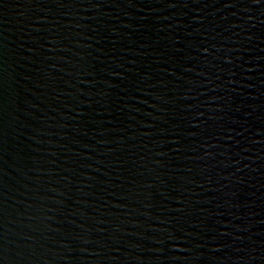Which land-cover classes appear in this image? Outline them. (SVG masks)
<instances>
[{"label": "water", "instance_id": "obj_1", "mask_svg": "<svg viewBox=\"0 0 264 264\" xmlns=\"http://www.w3.org/2000/svg\"><path fill=\"white\" fill-rule=\"evenodd\" d=\"M0 264H264V0H0Z\"/></svg>", "mask_w": 264, "mask_h": 264}]
</instances>
